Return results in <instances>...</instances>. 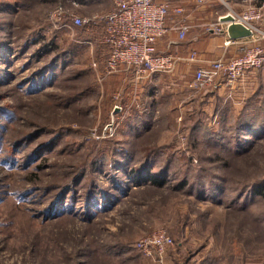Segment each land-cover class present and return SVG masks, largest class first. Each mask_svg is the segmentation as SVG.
Masks as SVG:
<instances>
[{"label": "rangeland", "instance_id": "rangeland-1", "mask_svg": "<svg viewBox=\"0 0 264 264\" xmlns=\"http://www.w3.org/2000/svg\"><path fill=\"white\" fill-rule=\"evenodd\" d=\"M169 1V26L190 24L189 12L179 16L174 11L183 5L197 11L192 22L204 28L202 44L217 38L208 27L221 15L218 0ZM107 5L108 0H87L81 10L65 9L84 17L104 13ZM254 6L224 4L223 13L240 15ZM58 9L59 0L36 9L22 0H0V264H264V198L255 197L252 187L264 186V136L243 155L234 151L230 138L195 135L193 147L187 129L197 125V114H206L205 125L216 133L233 127L238 111L231 113L234 104H223L227 111L217 124L224 106L184 104L182 94L169 93L173 79L163 77L160 85L165 81L167 87L161 104L146 113L145 135L134 138L140 132L134 127L142 104H112L116 95L117 100L125 96L129 80L119 83L110 75L105 81L99 70H92L89 79H72L92 63L84 49L76 65L68 61L61 69L60 51L85 38L59 30ZM40 23L48 27L45 36L53 37L52 52L40 49L45 42L37 31ZM254 42L264 56V36ZM166 46L163 40L157 50L164 52ZM247 73L254 74L255 88L239 105L240 114L264 119V63ZM92 79L97 91L91 88ZM36 129L35 138L16 148L10 159L13 141ZM54 138V147L22 162L25 153ZM221 143L228 151L223 152ZM131 147L142 151L127 160L122 151ZM163 149L173 152L170 165L157 157L149 168L167 167L163 186L133 185L127 174L131 167L140 166L147 152ZM218 181L216 193L209 192ZM160 231L172 241L169 246L148 244L146 253L128 251Z\"/></svg>", "mask_w": 264, "mask_h": 264}, {"label": "built area", "instance_id": "built-area-1", "mask_svg": "<svg viewBox=\"0 0 264 264\" xmlns=\"http://www.w3.org/2000/svg\"><path fill=\"white\" fill-rule=\"evenodd\" d=\"M110 8L104 13H94L89 16H78L69 12L81 10L87 0H67L66 3H59V30L74 35L77 30L84 29L88 34L93 29H98L96 42L102 47V75L104 77L116 75L121 72L131 71L132 85L136 88L138 82L147 80L154 75L171 74L179 64H186L194 67L193 78L189 87L194 90H201L211 87L230 88L247 72L260 68L264 63L263 52L254 45L253 36L257 32L254 24L264 20V0H257L259 5L249 8L240 15L228 13L231 21L223 22L220 17L218 21L208 30L218 36H225L224 46H238V54L229 59H216L206 66L200 65L195 51L188 55L180 56L170 53H158L157 46L161 40L175 34L177 41H183L189 25L179 22L175 26H169L167 19L171 11L169 0H108ZM200 2L204 0H199ZM69 10L65 9V6ZM181 15V9H174ZM240 24L251 32V36L244 39L232 40L227 36L229 24ZM264 34L261 33L260 37ZM251 38V39H250ZM76 40V39H75ZM244 40V41H242ZM242 42L241 44H238ZM89 48L92 60L91 67L96 72L99 70L98 61L93 54V43L91 40H79ZM253 42V44H252ZM98 72V71H97ZM96 72V73H97ZM114 104H118V96ZM170 238L160 231L152 236L147 242H138L134 249L146 253L147 245H155L159 249L171 244Z\"/></svg>", "mask_w": 264, "mask_h": 264}, {"label": "trees", "instance_id": "trees-1", "mask_svg": "<svg viewBox=\"0 0 264 264\" xmlns=\"http://www.w3.org/2000/svg\"><path fill=\"white\" fill-rule=\"evenodd\" d=\"M56 1L57 0H22V3L26 7L29 5V6H32V8L36 9L37 7H39L40 5H43L45 3H51V4L54 3L55 4ZM66 1L67 0H59V3L60 2L66 3ZM65 5H67V8H68V4H65ZM16 7H17L16 5L10 6V8L14 9L13 13H16L18 11V8L16 9ZM9 12H11V11H9ZM47 28L48 27H47V25L45 23L44 24L40 23L37 31L41 35L40 37L42 39H45V42L43 43V46H41V44H40V49L41 48L45 49L49 53V52H52L54 50V48H53L54 42H53V37L45 36V33H48L47 32L48 31ZM92 31H93L92 35H91V33L88 34L87 32H85L84 29L77 30L76 32H77L78 36H82V39L85 38L87 40H91L92 41V43H93V54H94V56L96 57V59L98 61L97 62L98 63V67H99V71L98 72L100 73V71H102V66H103V63H102V61L100 59H101L103 53H102V47L96 42V35H98L99 30L94 28ZM50 34H55V33L51 32ZM47 37H49V38H47ZM164 39H166V37ZM163 40H161L159 44H161ZM71 43L72 44H70L68 46V49H66V50L63 49L62 51H60V54H59V63L60 64L66 63L67 66H68V64H69L68 61H70L72 65H76L77 64V60L79 58L78 52H79V50H82V49H84L83 51L88 53V59H89L90 54H89V48H88L87 45H85V44H77V43H75L73 41ZM170 46H171V44H170ZM158 53L164 54V53H168V52L167 51H164V52L158 51ZM55 57H57V55H55L54 58ZM88 62H90V61H88ZM60 67H61V69H64L63 68L64 64L60 65ZM89 67L88 68H82L81 70H78L77 72H75V74L71 75L72 79H82V80H84L85 79V77H84L85 75L89 79V77H90L89 74L93 70L90 64H89ZM69 68H67V69H69ZM64 74H62V75H64ZM132 74L133 73L131 71H128V72L124 71V72L116 74L115 77L116 76H119V77L120 76H124V77H127L128 80H129V77ZM112 76H110V77H112ZM91 77H92V75H91ZM107 79L108 78L106 77L105 81ZM153 79H155V77ZM92 81L93 82H90L91 83L90 84L91 88H93L94 90L97 91V87H96V83H95L96 81L94 79H92ZM122 82L125 83V81H122ZM128 84H129L130 88H129V90H126V92H124L125 96L123 97V98H125L127 96V94H128V96L126 97L127 100H123V98L121 100H117L118 104L119 103L120 104H130L131 98H132V94H131L130 89L133 90V86L129 82H128ZM89 87L90 86H88V88ZM91 88H90V90H92ZM151 92H159V89H155V90L151 89L149 91V93H151ZM156 98H158V97L156 96ZM156 98H155V100H152V101H150L148 103V104H151L150 108L148 106L149 109L146 108L147 104H142L141 108L138 109L137 113L139 114V116L142 113V117H141V119L139 118L140 123H137L136 126L134 127V129L140 130V132L135 133L134 134L135 135L134 138L140 139L139 137L141 135H145V134H142V132H146V131H143V130L149 128V123H147V121L145 119V116H146V113L148 115H150L148 110L150 111V109H154L152 107L154 105L158 104V99H156ZM119 101H121V102H119ZM112 104H114V102ZM262 113H264V100H263V106H262ZM200 114H197V116H198L197 119L199 120L198 121L196 119L198 121L197 125H194L192 127L190 126V128L187 129V131H188L187 135L189 137L188 140H190L192 142L191 145L193 147L196 146V141H195L196 140V138H195L196 136L195 135H199L200 139H205V140H209L210 138H216L217 140L220 139L221 141H225L226 139L229 140V138H230V139H234L231 142L232 144H234V146H233L234 151L242 153L241 155H243L247 151H249L250 149H252L254 147L253 144L257 140L261 139V137L264 136V119H262V118H260V119H257V118L248 119L247 117H243L244 116V113H243V114H240V117L237 120L236 125H235L236 127L234 126L235 128L229 126V127H227V129H225V131H221L220 130V131L215 133L207 126V124L205 125L206 122H204V115H206V114H203V112L200 113ZM196 120H195V122H196ZM37 133L38 132H37V129H36L33 132L24 133V134L19 135V138L16 140L17 142L13 141L14 143H12L14 147H11V152H8L9 158L12 159L14 151H15L16 148H20V149L23 148L25 145H27V143H30L33 140V138H35ZM229 136H231V137H229ZM57 142H58V138H54V139L50 140V142H47V143H44V144H42V143L37 144L36 148L30 150L31 152L25 153L26 155H24V158H22V162L23 163H28V162H31L34 158L40 157L41 152L45 151L47 148L54 147ZM135 144H137V143H135ZM135 144L133 143L132 147H134ZM221 145H223V147H222L223 152L228 151L227 150V148H228L227 146L228 145H224L222 143H221ZM43 147L44 148L46 147V148L41 151V149H43ZM132 147L127 149V150H125L123 148L122 152H124V151L127 152V155H128L127 156L128 157L127 160H129V158H130L129 154H136L138 151H142L140 149L138 151L134 150L136 152L135 153L132 150ZM234 155H237V154L234 153ZM157 157L159 158L158 161L160 160L159 163L165 162V160H166V165H168L173 160L174 155H173V152H171V154H169V152L165 153L164 149L163 150H152L150 152H147L145 160L142 162V164L140 166L131 167L130 171L127 173L128 175L131 176L130 182L133 185H140L142 183H147V184H154L156 186H161V185L163 186V183H164L163 182L164 181L163 177L166 174L167 167H165V165H164L156 172H150V170H149L151 163ZM217 160L220 162V159H217ZM142 178H144L145 181ZM219 184L220 183L218 181L216 183V187L217 188L214 189V190H209V192L216 193L217 189H219L218 186H217ZM180 185H183V184H180ZM252 187H253V194H254L255 197H260V198L263 197L264 198V186H263V184H261V183L259 184L258 183V184H255ZM240 194L241 193H239L237 197H239ZM130 247L131 248L128 251H132L133 252L134 245H130ZM132 252H130V253H132ZM204 264H211V261L209 262V260H206L204 262Z\"/></svg>", "mask_w": 264, "mask_h": 264}, {"label": "crops", "instance_id": "crops-1", "mask_svg": "<svg viewBox=\"0 0 264 264\" xmlns=\"http://www.w3.org/2000/svg\"><path fill=\"white\" fill-rule=\"evenodd\" d=\"M218 1L219 3H221L218 5H223V9L221 8L222 6H220L221 9L219 12L221 13V15H219L218 19L228 14V12L223 13V11L225 10L224 4L225 5L227 4L228 6H230V8L237 6L242 1L243 3L247 2L248 4H252V5L255 4V6L257 5L256 3L257 0H218ZM107 6H108L107 11H108L110 8L109 1ZM182 6L183 5L176 6V9H181L182 13L189 12L191 14L190 18L194 20L195 17L193 16H195L197 11L196 10L193 11L194 9H190L188 7H182ZM208 6L209 9L213 7L212 5H208ZM186 18H189V16ZM185 20L188 21L187 19ZM192 20L189 24V30L183 41L180 42L177 41L176 36L174 40L170 36L172 34L168 35L166 39H164V41H167L166 51L168 53L185 56L188 55L190 51H195L199 61H201L200 65L206 66L209 62L213 60L227 58L229 56H232L238 51V46L236 45L228 46V47L224 46V42L226 39L225 36H215L217 38H210L209 41L207 40L205 42L206 44L205 43L202 44L201 41H205L203 38L204 36L202 34L204 28L198 23L197 24L193 23ZM256 25L259 31L254 32L253 40L256 38L258 39L261 38L260 32L262 33L264 32V21H262L261 23H257ZM208 33L210 35L213 34L209 30ZM241 43L242 42L239 41L238 44ZM193 72L194 69H192L190 65L179 64L178 67L171 74L154 75L148 78L147 80L138 82L136 88L135 89L133 88V90L131 91L132 98L130 104H148L150 101L155 100L156 96L158 97L156 98L158 99V104H161L159 98L162 97V95L164 94L163 90H165L167 86H165L166 84H163L165 81H163L161 86L160 82L162 80H159V78L171 77L173 80H171L170 82L171 84L168 85V89L169 88L171 89L169 93H171V95L182 94V98H184L185 100L184 104H220V107L224 106L223 104H234L232 106L231 113L233 109H236V111H238V113L235 116H232L233 118L235 117L233 121L235 126L236 125L235 123L240 117L241 106L239 105L244 104L246 98L253 93L251 89L255 88L254 74L247 73V75H244L241 79H239L233 86H231V88L221 86V88H218L217 90L215 89L213 90L211 87H206L201 90H194L189 87V84H191L192 82ZM154 77L155 79H153ZM111 79L117 80L119 81V83L128 80V78L124 76H120V77L116 76ZM131 80H132V75H130L128 81L129 83L132 84ZM151 89L153 90L159 89V92L149 93ZM225 108L226 106H224L223 111H221L222 109H220V114H219L220 119L217 120V124L221 123V118L224 116V113H226L227 111L225 110ZM231 126H233V124Z\"/></svg>", "mask_w": 264, "mask_h": 264}, {"label": "water", "instance_id": "water-1", "mask_svg": "<svg viewBox=\"0 0 264 264\" xmlns=\"http://www.w3.org/2000/svg\"><path fill=\"white\" fill-rule=\"evenodd\" d=\"M223 22H230L231 17L226 16L222 19ZM227 36L232 40L244 39L251 36V32L240 24H229L227 28Z\"/></svg>", "mask_w": 264, "mask_h": 264}]
</instances>
